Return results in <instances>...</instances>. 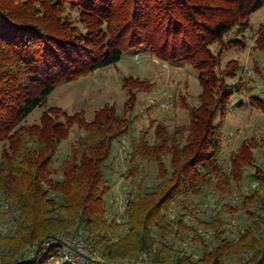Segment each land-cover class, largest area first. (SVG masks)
I'll list each match as a JSON object with an SVG mask.
<instances>
[{"label":"trees","instance_id":"trees-1","mask_svg":"<svg viewBox=\"0 0 264 264\" xmlns=\"http://www.w3.org/2000/svg\"><path fill=\"white\" fill-rule=\"evenodd\" d=\"M263 7L264 0H0V216L10 222L0 264H55L62 249L38 246L70 233L84 235L102 262L264 264V162L256 153L264 135L243 139L228 164L222 160L231 108L264 114V84L248 86L237 58L223 64L228 50L246 45L251 16ZM253 37L264 54V25ZM142 49L198 71L201 92L182 104L188 122L160 121L153 135H132L137 92L153 82L129 75L122 112L107 103L87 119L84 110L71 115L54 105L28 123L60 85ZM255 63L264 79V58ZM245 92L248 101L237 102ZM75 126L82 136L59 160ZM129 135L125 215L109 219L110 158ZM249 168L255 187L240 203L220 205L244 219L233 237L222 210L207 215L201 206L210 194H235Z\"/></svg>","mask_w":264,"mask_h":264},{"label":"rangeland","instance_id":"rangeland-1","mask_svg":"<svg viewBox=\"0 0 264 264\" xmlns=\"http://www.w3.org/2000/svg\"><path fill=\"white\" fill-rule=\"evenodd\" d=\"M254 32L247 33V42L244 47L232 48L224 55V63L233 58L239 59L244 70L248 73L246 84L256 87L263 85L264 79L256 76L253 67L255 62L263 61L264 54L261 50L254 49L255 32L261 25H264V7L255 11L251 16ZM116 65L97 69L96 71L83 76L77 80L64 83L49 96L45 107H40L28 119V123L38 122L45 109L50 106H59L69 114L73 115L83 111L87 119H92L95 111L105 104H116L119 111H123L124 104L128 98V92L123 86L124 76L140 77L151 80L153 86L150 89H141L137 92V103L135 110L131 115L133 118L131 133L134 136H140L143 131L150 130L154 133V127L160 121L170 124L188 122L187 111L182 104L186 101L195 100L202 89L199 81V73L187 65H171L150 54L147 49L135 52L128 51ZM243 73V69H242ZM242 99L248 101V93L245 92L237 102ZM228 120L225 129V149L222 153V160L229 162L230 153L241 145L243 139L251 136L260 137L264 135V114L258 109L247 106L244 109L232 107L227 115ZM82 129L75 126L69 139L62 142L58 159H64L70 152L73 144L82 136ZM130 135L123 142H116L111 156L113 166L112 180L114 181L112 193L106 197V206L109 219H123L126 209L127 195L131 189V181L126 179L125 170L129 168L130 160ZM257 157L260 162H264V147L257 150ZM145 170L154 171V167L145 165ZM254 172V168L246 171L245 181L235 194L223 196L220 194H210L203 200L201 210L205 214H210L213 209L222 210V204L231 205L240 203L245 194L255 187L250 181L249 175ZM155 175V171L153 172ZM155 181L153 177L150 181ZM225 217L230 220L231 227L234 230L231 233L233 237L239 233L243 227L244 219L242 216H235L227 211H223ZM10 231V222L0 216V234H8ZM188 250L193 251L194 245L187 242ZM30 253V251H27Z\"/></svg>","mask_w":264,"mask_h":264},{"label":"built area","instance_id":"built-area-1","mask_svg":"<svg viewBox=\"0 0 264 264\" xmlns=\"http://www.w3.org/2000/svg\"><path fill=\"white\" fill-rule=\"evenodd\" d=\"M84 235H74L72 233L62 237L46 238L38 249L42 252L47 251L51 247L57 246L62 249V256L56 261L55 264H151L145 256H140L134 260L112 261L105 262L97 258L93 251L90 249L88 241L83 237ZM37 247H30L27 253L33 256L37 251Z\"/></svg>","mask_w":264,"mask_h":264},{"label":"water","instance_id":"water-1","mask_svg":"<svg viewBox=\"0 0 264 264\" xmlns=\"http://www.w3.org/2000/svg\"><path fill=\"white\" fill-rule=\"evenodd\" d=\"M39 246H41V244Z\"/></svg>","mask_w":264,"mask_h":264}]
</instances>
